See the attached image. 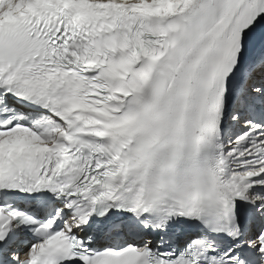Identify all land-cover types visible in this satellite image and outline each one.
<instances>
[{
  "label": "snow or ice",
  "instance_id": "obj_1",
  "mask_svg": "<svg viewBox=\"0 0 264 264\" xmlns=\"http://www.w3.org/2000/svg\"><path fill=\"white\" fill-rule=\"evenodd\" d=\"M0 264H264V0H0Z\"/></svg>",
  "mask_w": 264,
  "mask_h": 264
}]
</instances>
